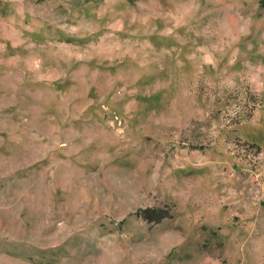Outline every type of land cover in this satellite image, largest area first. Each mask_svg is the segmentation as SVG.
Here are the masks:
<instances>
[{
    "label": "rangeland",
    "instance_id": "obj_1",
    "mask_svg": "<svg viewBox=\"0 0 264 264\" xmlns=\"http://www.w3.org/2000/svg\"><path fill=\"white\" fill-rule=\"evenodd\" d=\"M0 264H264V0H0Z\"/></svg>",
    "mask_w": 264,
    "mask_h": 264
}]
</instances>
